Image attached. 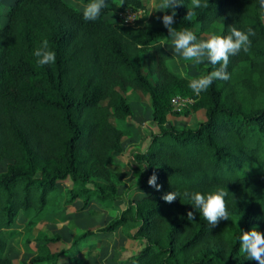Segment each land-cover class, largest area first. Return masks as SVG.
I'll use <instances>...</instances> for the list:
<instances>
[{"label": "trees", "instance_id": "trees-1", "mask_svg": "<svg viewBox=\"0 0 264 264\" xmlns=\"http://www.w3.org/2000/svg\"><path fill=\"white\" fill-rule=\"evenodd\" d=\"M180 2L174 29L186 27L196 37L227 35L232 25L255 32L249 52L230 57V79L215 80L199 95L188 84L210 72V62H193V75L174 72L166 62L171 54L160 44L168 38L161 18L173 9L125 25L104 15L143 8V0L111 2L94 21L64 0L0 3V18H6L0 26V264H13L4 255L5 231L17 219L27 231L77 200L84 208L116 199L121 174L111 165L129 130L111 120L130 116L128 88L148 97L157 128L142 150L129 152L130 167L143 171L136 193L104 226L74 235L58 251L42 245L21 264H56L63 254L75 255L86 236L125 224L135 227L128 236L141 244L127 264H257L240 252L238 238L253 227L264 233V171H225L264 164V20L257 0H208L191 21L184 20L190 0ZM45 39L56 60L39 66L33 53ZM148 49L155 65L144 72L140 56ZM174 96L190 98V110L202 109L204 118L192 128L165 126ZM153 174L159 191L147 183ZM65 180L70 186L59 190ZM217 188L230 193L229 216L212 226L183 193ZM170 192L178 197L165 203L161 197ZM188 211L194 220L187 219Z\"/></svg>", "mask_w": 264, "mask_h": 264}, {"label": "rangeland", "instance_id": "rangeland-1", "mask_svg": "<svg viewBox=\"0 0 264 264\" xmlns=\"http://www.w3.org/2000/svg\"><path fill=\"white\" fill-rule=\"evenodd\" d=\"M70 6L84 11V7L91 2L84 0H64ZM116 0H105L108 5ZM14 0H0L1 5L10 6ZM144 7L140 8L139 18L148 20L152 15L161 12L158 8L160 0H143ZM117 12L109 11L104 18L117 22ZM260 17L264 20V13L260 12ZM6 23V18H0V26ZM207 35H200L198 40L207 39ZM169 38V37H168ZM167 39V38H166ZM163 48L171 54L167 65L170 70L184 74L193 75L196 73L194 63L186 61L182 56L174 51V47L169 40ZM141 68L144 72L151 70L155 65V56L151 50L141 53ZM206 66V62L203 63ZM125 100L128 103L131 114L119 120L112 119L114 124H118L122 129L129 130V134L121 140L122 151L114 154L113 170L121 174L120 183L116 187V199L98 203L90 201L86 207H81V201L77 200L73 204L65 206L61 211L46 215L36 225L27 231L24 229L20 219L15 225L5 231L8 239L4 255L13 264H21L32 257L39 247L44 245L49 252L58 251L69 246L74 235H78L85 230H96L104 226L108 221L118 216L125 207L128 198L136 193L139 175L142 170L132 169L129 165V152L132 150H142L148 143L152 133L157 131L156 126L150 117V107L148 97L137 90L128 88L125 91ZM186 112V113H185ZM203 110H190V103H185L181 107H173V111L167 115L165 126L176 128H192L195 123L202 120ZM4 169V164L0 163V171ZM264 171V164L244 163L237 167L227 168V174L240 175ZM70 181L65 180L57 184L59 190L70 186ZM135 229L134 226L125 224L116 228L112 232H95L86 236L78 245L79 250L75 255L63 254L56 264H127L132 253L140 249L141 244L128 235ZM44 238H53L51 242H45ZM42 264V263H41Z\"/></svg>", "mask_w": 264, "mask_h": 264}, {"label": "clouds", "instance_id": "clouds-1", "mask_svg": "<svg viewBox=\"0 0 264 264\" xmlns=\"http://www.w3.org/2000/svg\"><path fill=\"white\" fill-rule=\"evenodd\" d=\"M259 10L264 12V0H257ZM123 5V2H121ZM120 5V6H121ZM183 6L180 0H160L159 9H173L170 15H163L161 22L167 29L168 37L163 38L160 44L163 46L171 41L176 54L183 57L186 61H192L195 64H203L205 61L210 62L212 70L206 75H201L196 79L189 81V88L196 94L207 91L215 80L227 81L230 75L227 71L230 57L239 54L241 51L248 53L251 47L250 37L255 35L252 28L247 31L238 30L235 26L228 28L227 35L209 33L207 39L198 40L196 35L188 28L174 29L172 25L175 23V8ZM208 0H190V6L184 16V20L191 21L195 15V9L207 8ZM107 7L105 0H91L84 7L83 18L88 21L96 20L101 10ZM37 58L36 63L39 66L55 63L56 54L49 50L48 41L45 39L41 42L39 48L34 51ZM219 65V67H216ZM207 67V66H206ZM157 176L151 175L147 181L150 187L160 190V186L156 183ZM230 193L225 188H217L215 191L206 193L201 192H184L185 198L189 199L192 208L198 210L209 225L215 226L221 220H228V211L225 197ZM178 197L176 192L164 194L161 199L165 203L171 204ZM194 211L186 213L188 220H194ZM196 212V211H195ZM239 249L241 253L246 254L248 260H254L257 264H264V233L256 230L255 227L248 231H240Z\"/></svg>", "mask_w": 264, "mask_h": 264}, {"label": "built area", "instance_id": "built-area-1", "mask_svg": "<svg viewBox=\"0 0 264 264\" xmlns=\"http://www.w3.org/2000/svg\"><path fill=\"white\" fill-rule=\"evenodd\" d=\"M141 14L140 8H130L126 7L121 11H118L116 14L117 21L122 24L129 25L133 24L136 20L141 19L139 18ZM143 20V19H142ZM192 100L190 98H181L179 96H174L170 99V103L173 107H181L185 103H191Z\"/></svg>", "mask_w": 264, "mask_h": 264}]
</instances>
